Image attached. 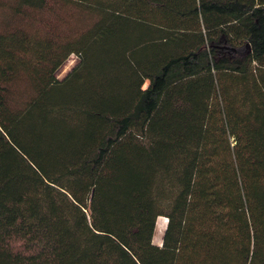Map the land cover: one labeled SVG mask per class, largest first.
I'll use <instances>...</instances> for the list:
<instances>
[{
	"label": "trees",
	"instance_id": "1",
	"mask_svg": "<svg viewBox=\"0 0 264 264\" xmlns=\"http://www.w3.org/2000/svg\"><path fill=\"white\" fill-rule=\"evenodd\" d=\"M0 264H264V0H0Z\"/></svg>",
	"mask_w": 264,
	"mask_h": 264
},
{
	"label": "rangeland",
	"instance_id": "2",
	"mask_svg": "<svg viewBox=\"0 0 264 264\" xmlns=\"http://www.w3.org/2000/svg\"><path fill=\"white\" fill-rule=\"evenodd\" d=\"M79 58L77 55L72 54L65 64L61 67V69L58 72V77L62 78L64 77L73 67L74 65L78 62ZM168 219L165 216H160L157 221V227H156V232L154 236V242L156 244L161 245L163 242V235L164 231L167 225Z\"/></svg>",
	"mask_w": 264,
	"mask_h": 264
}]
</instances>
